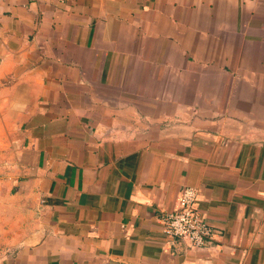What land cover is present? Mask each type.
Listing matches in <instances>:
<instances>
[{"label":"crops","instance_id":"1","mask_svg":"<svg viewBox=\"0 0 264 264\" xmlns=\"http://www.w3.org/2000/svg\"><path fill=\"white\" fill-rule=\"evenodd\" d=\"M1 205L2 264H264V0H0Z\"/></svg>","mask_w":264,"mask_h":264},{"label":"built area","instance_id":"2","mask_svg":"<svg viewBox=\"0 0 264 264\" xmlns=\"http://www.w3.org/2000/svg\"><path fill=\"white\" fill-rule=\"evenodd\" d=\"M197 195L194 186H183L179 207L161 212L159 221L167 236L183 240L191 248H204L212 242L215 229L198 210Z\"/></svg>","mask_w":264,"mask_h":264},{"label":"rangeland","instance_id":"3","mask_svg":"<svg viewBox=\"0 0 264 264\" xmlns=\"http://www.w3.org/2000/svg\"><path fill=\"white\" fill-rule=\"evenodd\" d=\"M14 235L13 214L0 206V264L10 258L13 245L10 243Z\"/></svg>","mask_w":264,"mask_h":264}]
</instances>
